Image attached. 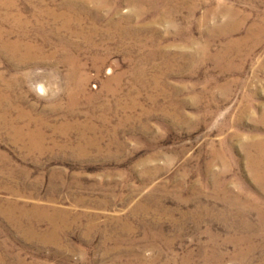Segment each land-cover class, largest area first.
Here are the masks:
<instances>
[{"label": "rangeland", "instance_id": "obj_1", "mask_svg": "<svg viewBox=\"0 0 264 264\" xmlns=\"http://www.w3.org/2000/svg\"><path fill=\"white\" fill-rule=\"evenodd\" d=\"M84 1L77 39L70 0H0V264H264V0H161L121 41L132 5Z\"/></svg>", "mask_w": 264, "mask_h": 264}, {"label": "bare ground", "instance_id": "obj_2", "mask_svg": "<svg viewBox=\"0 0 264 264\" xmlns=\"http://www.w3.org/2000/svg\"><path fill=\"white\" fill-rule=\"evenodd\" d=\"M77 1V3L75 4V2ZM111 1V0H110ZM158 1H161V0H127V2H129V4L130 5H132V11H130V12H133V13H131V14H129V16H125V17H119V18H117V19H114V20H107V28L108 29H111L110 31L111 32H109L110 34L108 35V38H111V39H113V38H117V39H119L120 41L124 38V40H126V39H129V40H138L137 38V34H136V32H133L132 30H130V28H129V23L131 22V20H133L134 18H137V17H139V15H141V14H143V13H145V10H144V7H149V6H156L157 5V3L156 2H158ZM172 1V0H171ZM178 1V0H177ZM108 2V0H105V2L104 3H107ZM112 2V1H111ZM117 2V1H116ZM174 2H176V1H174ZM182 2V1H181ZM180 1H179V4L181 3ZM113 3V2H112ZM125 3H126V1H125ZM111 4V3H110ZM114 4V3H113ZM106 5V4H105ZM105 5H102V6H98V7H100V8H102V7H104ZM164 5H166V0H165V3H162V6L164 7ZM172 5V4H171ZM174 5V4H173ZM84 6H86V2L83 0H70V2H68V4L65 6V11L67 12L66 13V15H54V16H52V18H53V23L54 24H58L57 25V27L55 28V30L52 32L53 34H55V35H57V34H60L61 32H65V33H67V34H69V35H71V34H74L75 36H77V39H78V37H80V38H83V39H86L87 37L84 35V33L82 32V27L81 26H78V30H73L72 28H71V21H73L74 20V24L75 23H77L78 22V25H80L81 23H82V21H83V19L82 18H86L87 19V21H91V33L92 34H97L98 33V29L96 28V24H98L99 23V21L101 20V16H99V15H94V14H90V13H88L87 11H84L83 10V13H80V12H78L77 11V8L76 7H84ZM113 6V5H112ZM168 6V5H167ZM166 6V7H167ZM175 6H178V5H175ZM190 7V6H189ZM106 8V7H105ZM109 8V7H108ZM152 8H154V7H152ZM171 8H173V7H171ZM107 9V8H106ZM165 9V8H164ZM179 9V8H178ZM148 10V9H147ZM152 10V9H151ZM155 10H156V12H158L157 13V16H158V20H162L163 21V19H165V18H167V16H163L162 15V13L160 12V11H157V9H156V7H155ZM171 10V9H170ZM173 10V9H172ZM77 11V12H76ZM194 11V10H193ZM235 11V10H234ZM59 12V11H58ZM82 12V11H81ZM164 12V11H163ZM215 12V11H214ZM226 12H227V10H226ZM230 12V11H229ZM228 12V13H229ZM177 13V12H176ZM213 13V12H212ZM228 13H226V16L224 17L225 18V24L224 25H222V27H221V29H219V36L220 37H227V36H229V35H232V34H234V33H236V31L239 29V27H241L242 26V23H243V21H244V17L241 19V20H236V21H234L235 19H234V16L231 14V13H229V15H228ZM237 13V12H236ZM191 15V14H190ZM220 15V14H219ZM239 15V14H238ZM93 16H95V17H93ZM97 16V17H96ZM209 16V15H208ZM89 17V18H88ZM37 18V17H36ZM222 18V17H221ZM220 18V19H221ZM235 18H237V17H235ZM240 18V17H239ZM173 19H175V18H173ZM234 19V20H233ZM238 19V18H237ZM158 20H154L153 21V23L155 24ZM166 20V19H165ZM172 20V19H171ZM183 20V19H182ZM85 21V20H84ZM174 21V20H173ZM223 21V20H222ZM168 22H171V21H168ZM175 22V21H174ZM190 22V21H189ZM220 22V21H219ZM19 24H17V22L15 23V24H17V26H19V28L20 29H22L23 28V23H20V22H18ZM191 23V22H190ZM185 24V23H184ZM223 24V23H222ZM190 25V24H189ZM254 25H256V24H254ZM14 26V25H13ZM16 26V27H17ZM218 26V25H217ZM259 26V25H258ZM81 29H80V28ZM183 27V26H182ZM253 27H255V26H253ZM18 28V27H17ZM44 28V27H43ZM251 28V27H250ZM13 29V28H12ZM84 29V28H83ZM174 29V28H173ZM184 29V28H183ZM255 29H257V28H255ZM215 30H217L218 31V29H215ZM261 30V29H260ZM7 31V30H6ZM23 31V30H22ZM43 31V30H42ZM11 32H13V30H11ZM113 32V33H112ZM139 32V31H138ZM178 32H180V31H178ZM248 32V31H247ZM250 32V31H249ZM252 32V31H251ZM260 32V31H259ZM262 32H263V30H262ZM15 33V32H14ZM88 33V32H87ZM112 33V34H111ZM149 33V32H148ZM183 34H184V32H182ZM256 33H257V30H256ZM52 34V35H53ZM142 34V33H141ZM177 34V33H176ZM179 34V33H178ZM181 34V33H180ZM21 35V34H20ZM151 35H152V33H151ZM215 35V34H214ZM1 36H2V34H0V40H1ZM217 36V35H216ZM234 36V35H233ZM5 37V36H4ZM177 37V36H176ZM218 37V36H217ZM253 37V36H252ZM72 38H73V36H72ZM94 38V37H93ZM92 38V39H93ZM249 38V36L247 35H245V37L241 40V41H244V40H246V39H248ZM2 39H3V37H2ZM88 39L90 40V38L88 37ZM193 39V38H192ZM230 39V38H229ZM251 39V38H250ZM140 40V39H139ZM7 41V40H6ZM19 41V40H18ZM93 41V40H92ZM142 41V40H141ZM146 41V40H145ZM153 41V40H152ZM227 41V40H226ZM230 41V40H229ZM233 41V40H232ZM13 42V41H12ZM133 42H135V41H133ZM5 43V42H4ZM86 43V42H85ZM122 43V42H121ZM230 43V42H229ZM236 43V42H235ZM15 44V43H14ZM14 44H12V45H8V46H11V47H14ZM67 44V43H66ZM233 44H234V42H233ZM24 45V44H23ZM27 45V44H26ZM207 45H208V43H207ZM237 45V44H236ZM20 46V45H19ZM28 46V45H27ZM229 46V45H228ZM192 47V46H191ZM205 47V46H204ZM204 47H201L200 49H197L196 51L198 52V54L197 55H201V54H204V52L205 51H207V49L205 50V48ZM227 47V46H226ZM198 48V47H197ZM25 49V48H24ZM27 49V48H26ZM225 49V48H224ZM233 49V48H232ZM6 50V49H5ZM4 50V51H5ZM17 51V50H16ZM15 51V52H16ZM23 51V50H22ZM128 51H130V50H128ZM225 51V50H224ZM228 51V50H227ZM20 53V52H19ZM29 53V52H28ZM151 53V52H150ZM155 53V52H154ZM26 54V53H25ZM166 53L165 52H163V51H160V56H162L161 57V59H163L164 60V58H166V60H165V62H166V64H165V67H170L172 64H173V57H166V55H165ZM177 54V53H176ZM181 54V53H180ZM220 54V53H219ZM131 55V53H128V56H130ZM159 55V54H158ZM229 55H230V53H229ZM16 56V55H15ZM14 56V57H15ZM217 56V55H216ZM227 56V55H226ZM180 59H183V61H184V59H185V61H186V59H190L191 61H194V59L195 58H197L196 57V54L195 53H193V54H187L186 53V55H184V54H182V55H180V56H178ZM203 57V56H202ZM67 59H65L66 60V62H67V60H68V64L70 65V68H71V70H70V74H68V76H67V80H74V78H73V76L75 75V73H79V67H80V65L78 64V63H76V59L74 58V57H71V56H67L66 57ZM129 58V57H128ZM149 58H151L150 56H149ZM157 58H159V57H157ZM198 58H199V56H198ZM16 59V58H15ZM24 59V58H23ZM102 58H95V60H97L98 61V63H101L102 62V60H101ZM161 59H159V60H161ZM175 59V58H174ZM64 60V61H65ZM27 62V61H26ZM163 62V61H162ZM179 62V61H178ZM188 62V61H187ZM68 65V66H69ZM99 65V64H98ZM161 65V62H160V64H159V66ZM67 66V67H68ZM157 66V65H156ZM190 66V65H189ZM191 67V66H190ZM99 68V67H98ZM97 68V69H98ZM156 68H158V67H156ZM187 68V67H186ZM111 70V69H110ZM110 70H109V72H110ZM164 70H166V69H164ZM168 70V69H167ZM113 71V70H112ZM111 71V72H112ZM143 68H141V67H139V68H136L135 69V73L136 74H138V75H143ZM166 72H168V71H166ZM108 75V74H107ZM162 75H163V73H162ZM77 78V77H76ZM121 78H122V75H115V76H113V77H111V81H113V82H115V83H118V85H119V83H120V81H121ZM85 80H86V77L84 76H80L78 79H77V84L73 87V88H71V87H69V88H67V91H66V97L68 98V102L69 103H73V102H75L76 100H77V97H78V93H79V90L82 88V86H83V84H84V82H85ZM70 84V83H69ZM72 84V83H71ZM113 84V83H112ZM85 85V84H84ZM117 85V86H118ZM113 87V86H112ZM38 90L39 91H41V92H44V89H43V87L42 86H40V85H38ZM105 88L107 89V91H108V88H109V85H105ZM110 90H111V88H110ZM106 91V90H105ZM109 92V91H108ZM112 94V93H111ZM68 127L65 125V126H63V128H62V130H65V131H61L64 135H66V129H67ZM16 132V136L18 137L19 136V138L20 139H23V137L25 136H23V134L22 133H24L25 134V132H22L21 133V131H19V130H15ZM37 131V130H36ZM39 131V130H38ZM39 133V132H38ZM41 136L39 135V134H34V133H31V134H29L28 135V138H29V142L30 141H32L33 142V140H34V142H33V144H31L30 145V149L32 148V149H40L41 148V140H42V137L40 138ZM38 140V142L36 141L35 142V140ZM26 141H27V139H26ZM28 142V143H29ZM262 147V146H261ZM260 149V148H259ZM258 149V150H259ZM261 151V150H260ZM259 152V151H258ZM260 153V155H261V152H259ZM259 162V161H258ZM261 162V161H260ZM263 181V180H262ZM256 209V208H255ZM262 212V211H261ZM261 212H259V213H261ZM264 227V226H263ZM251 244V243H250ZM246 245V244H245ZM251 248V247H250ZM249 250V249H248ZM244 256V255H243Z\"/></svg>", "mask_w": 264, "mask_h": 264}]
</instances>
